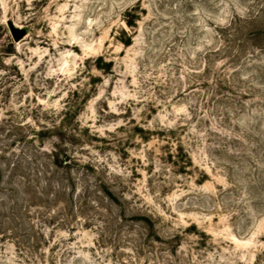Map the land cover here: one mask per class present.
Here are the masks:
<instances>
[{"label":"rangeland","instance_id":"374dc122","mask_svg":"<svg viewBox=\"0 0 264 264\" xmlns=\"http://www.w3.org/2000/svg\"><path fill=\"white\" fill-rule=\"evenodd\" d=\"M0 264H264V0H0Z\"/></svg>","mask_w":264,"mask_h":264},{"label":"trees","instance_id":"16d2710c","mask_svg":"<svg viewBox=\"0 0 264 264\" xmlns=\"http://www.w3.org/2000/svg\"><path fill=\"white\" fill-rule=\"evenodd\" d=\"M109 196H111V195H109ZM111 198V197H110Z\"/></svg>","mask_w":264,"mask_h":264}]
</instances>
